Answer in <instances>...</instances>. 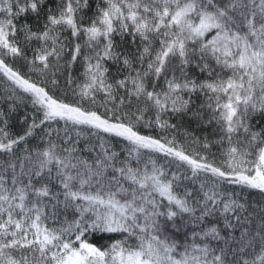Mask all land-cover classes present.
Returning <instances> with one entry per match:
<instances>
[{
    "label": "snow or ice",
    "instance_id": "1",
    "mask_svg": "<svg viewBox=\"0 0 264 264\" xmlns=\"http://www.w3.org/2000/svg\"><path fill=\"white\" fill-rule=\"evenodd\" d=\"M0 264H264V0H0Z\"/></svg>",
    "mask_w": 264,
    "mask_h": 264
}]
</instances>
